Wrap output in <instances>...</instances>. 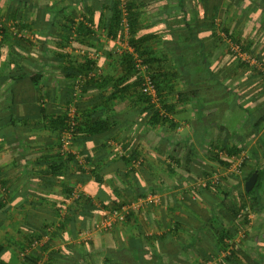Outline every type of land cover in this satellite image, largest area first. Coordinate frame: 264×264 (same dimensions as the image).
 <instances>
[{
	"label": "crops",
	"instance_id": "0c3cea01",
	"mask_svg": "<svg viewBox=\"0 0 264 264\" xmlns=\"http://www.w3.org/2000/svg\"><path fill=\"white\" fill-rule=\"evenodd\" d=\"M23 1L29 4L16 15L34 44L28 58L45 67L49 85L38 102L29 80L19 83L14 132L5 102L8 88L0 89V128L8 124V141L0 142V171L8 181L0 246L8 248V261L29 264L22 256L33 250L42 257L40 264L50 251L58 257L53 264L218 262L219 229L208 225L212 207L191 201L189 193L222 168L218 148L245 146L253 156L247 171L264 168V79L242 68L220 35L253 46L264 59V0ZM11 2L0 0L1 21L17 6ZM126 4L135 19L131 33L124 22L119 27L115 22ZM135 49L150 61V71L165 76L161 98L172 107L175 127L152 123L150 107L125 90L137 75L119 82L125 73L122 56L128 52L136 58ZM86 61L94 63L99 81L82 87L78 120L110 121L107 130L80 133L63 152L62 137L37 111L28 115L26 104L47 108L53 119L63 115ZM152 103L165 114L158 96ZM136 160L139 166H133ZM222 184L236 185L229 177ZM77 188L84 198L79 203L70 199ZM152 194L161 195L160 204L133 210L109 231L82 236L109 210ZM257 194L264 205V180ZM226 228L234 243H243L244 253L263 264L264 207L247 224ZM37 235L40 244L22 252Z\"/></svg>",
	"mask_w": 264,
	"mask_h": 264
},
{
	"label": "trees",
	"instance_id": "16d2710c",
	"mask_svg": "<svg viewBox=\"0 0 264 264\" xmlns=\"http://www.w3.org/2000/svg\"><path fill=\"white\" fill-rule=\"evenodd\" d=\"M11 4H16V7H11L8 10V16H6V19L0 20V89L7 87L10 90L8 91V95L5 99V102L7 103V107L10 110V119L9 123L11 124L13 132L16 128V112H15V106L17 104L16 102V93L17 87L23 79H28L30 82V85H32V89L30 88V91H33L32 93L38 94V102L40 101L41 97L43 96V92L47 85L49 83H46L44 81V68L43 66H39L37 64V61H31L28 57L32 56L31 47L34 46L32 41L29 39L27 32H26V26L21 23L19 17L16 15L18 9L20 7H27L29 2H25L23 0H12ZM126 13L122 14V11H120L115 16V22H117L118 27L123 26V22L126 19L128 25H129V32L133 31V25H134V18L131 15L132 7L129 4H126ZM125 23V22H124ZM116 30L117 26H116ZM130 32V33H131ZM227 36L230 37L228 34ZM117 37V35H115ZM71 39V38H70ZM234 39V38H233ZM235 41L240 44L242 49L254 55L259 63H261L264 66V59L260 55H255L252 48L248 46V44H245L239 40ZM130 46L135 47V44L133 43L132 39L129 41ZM135 51L138 53V56L135 58L132 56V54L128 52H124L123 54V60H124V76L122 79H120L119 82L126 83L130 81L134 76L136 77L133 82L129 83L127 87H125V90L128 92H133L135 95H137L139 101H141L143 104L147 105V108L150 107L151 114L152 115V123L157 125H164L166 123H169L171 126L175 127V124L170 120L169 115L172 113V107L168 106L164 101L162 100V92L164 90L163 83L165 81L163 75L150 71V61L144 60L143 54H141L139 49H135ZM232 54V53H231ZM29 55V56H28ZM138 61L141 62V65H146L147 70L145 71L146 74L150 77L152 80L156 95L159 97V102L161 109L164 110V113H161V110L157 107L155 108V105L152 103L153 96H150L142 91V84L144 82V74L141 72V70L137 67ZM87 64L86 71L83 73V76L87 78L86 84L84 85L89 86L93 84H97L99 81V75H97L96 72L92 69L94 66L93 62L86 61ZM239 64L242 68L247 69L248 71L255 73L259 76H261L262 79H264V72L260 71L256 68H251L246 64H243L239 61ZM94 73L92 77H90V74ZM78 78V77H77ZM77 78H75L73 82V86L70 91V99L67 102L68 108L70 107V103L74 99V93H75V85ZM170 80V79H169ZM124 90V89H123ZM28 91V90H26ZM84 91V89H83ZM29 92V91H28ZM27 92V93H28ZM158 93V94H157ZM30 99V98H29ZM111 100V99H110ZM26 108H28L27 112L28 115L37 111V113L44 119V121L49 125V130L55 131L58 133L59 136H62L63 132L67 128V115L66 112L63 115H56V117L53 119L52 115L48 113V109L45 107H42L41 105L39 108L36 109V106L31 102L26 104ZM3 119V116L0 115V120ZM79 116L77 118V126L75 130L74 137L78 136L80 133H87L88 135H94L96 133H99L101 131L107 130L108 122L110 120H98L93 119L90 121V123H83V121L78 120ZM264 120V119H263ZM107 122V124H105ZM262 122V121H261ZM260 122V124H261ZM3 123V122H2ZM264 121L262 122V124ZM261 124V125H262ZM260 125V126H261ZM87 129V130H86ZM2 141H8V124L3 123V127L0 128V142ZM213 148V147H212ZM221 152L225 153L228 158L227 159H220L219 155L216 154V158L221 164L220 166L224 169H227L231 165V161L229 160L232 156H238L243 151L247 150L245 146L241 147H234V149H220ZM250 159L246 160L244 162V173L241 178H234L229 177L233 182L236 183V185L233 188H228L227 186L222 184V180L218 184H212L210 180H208V184L206 187L198 186V183L196 186L191 188V192L189 193L190 200L191 201H205L209 206L212 207L211 211V217L209 220L208 225H210L212 228H218V237H219V247L216 252L217 257L219 258L218 262L215 264H257V259H252L248 254L244 253L243 251V243L239 246L233 241L234 235L229 231V229L226 228V224H234L235 222L241 225H245L250 221V215L259 212L263 209V199L260 197L258 191L261 189L262 181L264 180V168H253L249 172L247 171L249 165L253 163V156L251 154ZM132 157H130V161H132ZM128 162V164H130ZM133 163V162H132ZM256 163V162H255ZM249 170V169H248ZM258 174V180L254 187V189L250 192H246L244 185L245 182L254 174ZM210 177L209 175L202 179H208ZM200 179V180H202ZM199 180V181H200ZM4 189V192H1V190ZM4 193V194H3ZM72 194V192L70 193ZM144 193H141L143 196ZM82 199H76L75 202H80ZM85 200H90L89 198ZM220 200V201H219ZM8 181L4 179L2 176V173L0 171V222L1 220H5V212L8 208ZM120 208V207H117ZM115 209V208H113ZM187 212L189 215L196 217L197 214L194 213L191 209L186 207ZM67 216V215H66ZM65 216V218H66ZM226 220L230 222H226ZM62 224V222L60 223ZM47 234V233H46ZM42 235H37V237H31V239L27 242V245L22 248V252L26 251V248L32 249L33 244L35 242H41ZM52 239V235L50 240ZM45 247V246H44ZM44 247H41V251L47 252V249ZM241 247V248H240ZM33 251V250H32ZM30 252L29 254H25L22 256V260L25 263L29 264H40L42 257L36 256L35 253ZM219 252V254H218ZM224 253L225 255L222 257L218 256ZM58 258L57 255H53V251H50L48 253V257L44 261V264H53V261ZM11 260V261H10ZM8 261V248L6 246H0V264H13L12 259ZM12 262V263H11ZM206 263V262H205ZM263 264H264V257H263Z\"/></svg>",
	"mask_w": 264,
	"mask_h": 264
},
{
	"label": "built area",
	"instance_id": "2783aa9c",
	"mask_svg": "<svg viewBox=\"0 0 264 264\" xmlns=\"http://www.w3.org/2000/svg\"><path fill=\"white\" fill-rule=\"evenodd\" d=\"M125 27L128 28L129 25L124 20ZM221 37L223 38L224 42L228 46V50L230 53L235 55L237 59L243 63L248 65L251 68H256L260 71L264 72V66L259 63L256 59V57L250 53L245 52L240 44H238L235 39L229 38L227 34L224 32L220 33ZM137 67L141 70V72L144 74V82L142 84V91L150 96H155L156 91L154 84L150 77L146 74L147 66L141 65V62L138 61ZM94 73L90 74V77H92ZM87 78L84 76H81L77 79L76 85L74 87L75 93H74V101L68 108L66 115H67V128L62 134V140H61V149L63 152L68 151L69 146L71 145L74 134L77 126V105L79 103L80 99V92L82 91V87L86 84ZM216 154L219 155L220 159H227L228 156L221 152L220 150L215 151ZM250 159V155L248 152L243 151L238 156H232L229 158L231 161V165L227 168H220L216 173H214L212 176L208 177V179H202L198 182V186L206 187L208 184V180L211 181L212 184H218L223 177H234V178H241L244 173V162L246 160ZM141 164L140 160L133 161V166H139ZM79 188V187H78ZM77 188V190L73 191L71 195V200L80 199L82 196L81 191ZM1 192H4V189L1 190ZM161 203V195L159 194H152L144 196L143 199H140L137 203H133L129 206H123L121 208H115L111 209L108 212H106L104 215H102L100 221L94 226L92 231H84L82 232V236H89L93 234L94 232H106L112 229L115 222H125L129 218L131 212L133 210L141 209L144 206L147 205H153V204H160ZM252 214L250 215V217ZM40 242H35L33 244V248L37 245H39ZM212 264V263H209Z\"/></svg>",
	"mask_w": 264,
	"mask_h": 264
},
{
	"label": "water",
	"instance_id": "95a60500",
	"mask_svg": "<svg viewBox=\"0 0 264 264\" xmlns=\"http://www.w3.org/2000/svg\"><path fill=\"white\" fill-rule=\"evenodd\" d=\"M258 180V174L254 173L246 182L244 185L245 191L250 192L254 189L256 183Z\"/></svg>",
	"mask_w": 264,
	"mask_h": 264
},
{
	"label": "rangeland",
	"instance_id": "374dc122",
	"mask_svg": "<svg viewBox=\"0 0 264 264\" xmlns=\"http://www.w3.org/2000/svg\"><path fill=\"white\" fill-rule=\"evenodd\" d=\"M4 154L1 155V157H3ZM8 167V164L6 165ZM4 194V193H3Z\"/></svg>",
	"mask_w": 264,
	"mask_h": 264
}]
</instances>
